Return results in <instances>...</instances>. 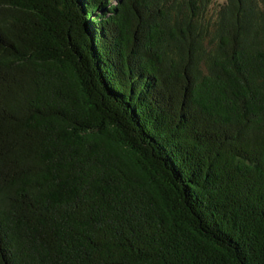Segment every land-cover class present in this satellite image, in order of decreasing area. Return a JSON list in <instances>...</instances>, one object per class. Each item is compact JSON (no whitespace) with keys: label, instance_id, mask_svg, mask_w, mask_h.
Masks as SVG:
<instances>
[{"label":"trees","instance_id":"obj_1","mask_svg":"<svg viewBox=\"0 0 264 264\" xmlns=\"http://www.w3.org/2000/svg\"><path fill=\"white\" fill-rule=\"evenodd\" d=\"M0 264H264V0H0Z\"/></svg>","mask_w":264,"mask_h":264},{"label":"rangeland","instance_id":"obj_2","mask_svg":"<svg viewBox=\"0 0 264 264\" xmlns=\"http://www.w3.org/2000/svg\"><path fill=\"white\" fill-rule=\"evenodd\" d=\"M215 3H221V2H224L225 0H214Z\"/></svg>","mask_w":264,"mask_h":264}]
</instances>
